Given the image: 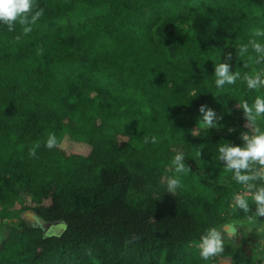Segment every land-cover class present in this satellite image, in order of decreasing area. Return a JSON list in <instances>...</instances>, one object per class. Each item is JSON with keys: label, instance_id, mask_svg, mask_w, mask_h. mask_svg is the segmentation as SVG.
<instances>
[{"label": "trees", "instance_id": "16d2710c", "mask_svg": "<svg viewBox=\"0 0 264 264\" xmlns=\"http://www.w3.org/2000/svg\"><path fill=\"white\" fill-rule=\"evenodd\" d=\"M41 8L27 35L0 22V264H205L207 229L257 226L233 207L244 188L218 157L251 132L238 106L264 98L243 80L264 62L250 46L238 51L251 39L264 44L254 36L264 0H34L33 13ZM224 62L241 78L218 89ZM210 98L221 119L202 127ZM256 127L264 131V116ZM177 153L186 174L175 173ZM176 175L181 186L169 192ZM21 210L67 228L46 235ZM239 243L254 247L251 259ZM262 246L225 239L213 258L263 264Z\"/></svg>", "mask_w": 264, "mask_h": 264}, {"label": "clouds", "instance_id": "9594fccd", "mask_svg": "<svg viewBox=\"0 0 264 264\" xmlns=\"http://www.w3.org/2000/svg\"><path fill=\"white\" fill-rule=\"evenodd\" d=\"M34 0H0V22L8 26L10 32L14 31V25L18 22L22 26L23 34L27 35L32 32V26L43 16V9H39L33 13ZM255 37H264V30L255 29ZM16 41L20 37H15ZM249 46L258 54L255 63L264 62V44L256 39H251L248 44L241 45L239 54L245 55ZM38 55L42 54V49H38ZM231 53L227 55V60H231ZM251 59V57H250ZM214 75L216 77L215 85L218 89L223 88L225 84H235L237 79L241 78V74L231 70L229 63L224 62L215 66ZM243 80L246 82L248 89L258 90L264 88V71H254L252 74L245 73ZM243 110L244 117L247 121V127L251 128V134L242 133V146L233 145L231 143L223 144L219 147V161L224 163L225 170L233 173V179L243 186L245 192L251 193V199L255 204V211H252L249 200L244 194H236L234 196V208L242 210L248 214V220L251 224L257 225L256 231L264 232V222L259 217H264V185L258 186V181H264V131L256 127L258 117L264 116V98L256 97L254 104L249 105L247 101L242 102L239 106ZM199 112L202 113L200 120L203 126L212 128L218 126L216 121L221 119L217 117L215 111L207 105H201ZM232 132L233 129H229ZM145 143H149V138L145 137ZM156 137L151 138V143H157ZM58 140L55 133L48 135L45 146L51 150L57 147ZM40 147L36 143L29 149V156H36V150ZM201 155V152L197 153ZM175 173L186 174L191 171L190 167H186L183 153H177L172 160ZM181 186L179 175L169 177L167 187L169 192H174ZM260 221L259 224L257 222ZM237 227L235 224L228 227L225 231L211 227L207 229L205 234L200 238V256L204 260L216 257L224 251L225 235L228 238L235 237Z\"/></svg>", "mask_w": 264, "mask_h": 264}, {"label": "rangeland", "instance_id": "374dc122", "mask_svg": "<svg viewBox=\"0 0 264 264\" xmlns=\"http://www.w3.org/2000/svg\"><path fill=\"white\" fill-rule=\"evenodd\" d=\"M203 105H207L209 108L213 109L215 111V113H216L217 116H218V114L221 111V108L219 106V101H218L217 98L207 99L203 103ZM202 127H205V126L202 125ZM247 133H249V132H247ZM249 134H251V133H249ZM72 141H73V138L72 137H66L63 140V144H64L65 147L71 148ZM241 194L249 195L251 193H247L244 190ZM19 208H20V205L19 204H16L13 209L19 210ZM22 216L29 223H31L33 225H42L43 226V224L39 220H37V219L34 218L35 217V214L31 210H24V211H22ZM262 218L264 220V217H262ZM233 224H235L236 227H237V234L235 235V237H232V238H228L227 235H225V239H230V240L237 241V242L238 241L245 242V243L251 244V245H253L255 247L257 245L263 247L262 245H264V232H258V231H256V227L257 226H252V225L247 224V223H245V224H237V223H233L232 222V223L223 225L219 229L222 230V231H225L228 227H230ZM66 228H67V224L64 221H62L60 223L51 225L49 227V229L46 230L45 234L46 235H53V234L56 235V234H60ZM3 231H4V228L1 227L0 228V234ZM238 246L240 248H242L246 252V254L244 255V257H247L249 259H251V257H253V253H252V256H251V250L253 251L254 247H250V246H247V245H242L240 243L238 244ZM205 264H231V260L230 259H227V258H223L221 260H217L215 258H210L209 260H207V262ZM263 264H264V261H263Z\"/></svg>", "mask_w": 264, "mask_h": 264}, {"label": "water", "instance_id": "95a60500", "mask_svg": "<svg viewBox=\"0 0 264 264\" xmlns=\"http://www.w3.org/2000/svg\"><path fill=\"white\" fill-rule=\"evenodd\" d=\"M245 127H247L246 125H247V121H245ZM250 128V127H249ZM251 129V128H250ZM34 214H35V219H37V220H39L42 224H43V226L45 227V230H48L49 229V227L51 226V225H53V224H57V223H60V222H62L61 220H55V221H44L42 218H40V217H38L37 215H36V213L35 212H33Z\"/></svg>", "mask_w": 264, "mask_h": 264}]
</instances>
